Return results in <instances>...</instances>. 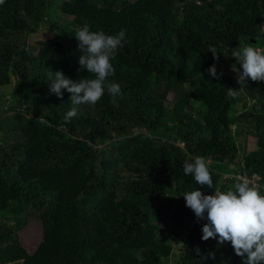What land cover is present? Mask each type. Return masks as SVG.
<instances>
[{
    "label": "trees",
    "instance_id": "obj_1",
    "mask_svg": "<svg viewBox=\"0 0 264 264\" xmlns=\"http://www.w3.org/2000/svg\"><path fill=\"white\" fill-rule=\"evenodd\" d=\"M46 24L51 36L29 45ZM85 24L125 30L109 78L123 96L115 106L105 91L66 124L70 93L49 94L48 70L91 78L78 70L75 34ZM244 45L264 49V0H5L0 86L12 76L16 84L0 94V218L15 224L0 222V264H243L230 242L201 240L205 220L182 194L227 191L236 172L255 175L264 195V82L248 78L241 89L232 69H242L227 58ZM196 156L206 158L213 189L184 175ZM27 212L41 226L32 252L17 233ZM182 224V233L170 229Z\"/></svg>",
    "mask_w": 264,
    "mask_h": 264
},
{
    "label": "clouds",
    "instance_id": "obj_2",
    "mask_svg": "<svg viewBox=\"0 0 264 264\" xmlns=\"http://www.w3.org/2000/svg\"><path fill=\"white\" fill-rule=\"evenodd\" d=\"M4 3L5 0H0V5ZM75 39L82 53L78 59V70H85L91 74V78L72 80L61 71L52 73L48 70L49 76L52 77L49 94L61 98L62 90L70 93L71 107L64 114L66 124L79 114V106H94L102 99L105 91L115 106H118L117 98L123 96L121 85L109 78L115 75L112 60L123 47L125 30L107 34L103 30L90 31L89 26L85 24L76 31ZM208 51L212 53L214 60H218V52L214 47L210 46ZM231 55L242 69H232L237 72V83L241 85V89L246 85L248 78L253 82H264V49L252 46L237 47L231 50ZM207 72L215 79L222 75L217 72L215 65H211ZM228 91L233 94L236 92L231 89ZM183 172L184 175L191 176L196 185L214 188L205 157L196 156L186 160ZM239 174L241 173L235 172L231 176L237 178ZM254 179L256 185L238 179L240 182L232 185L227 191L217 188L211 195H205L198 189L182 194L185 206L193 211L196 219L206 220L201 228V240L212 238L217 240L219 245L230 242L235 255L242 258L243 264H264V195L260 194L257 187L258 178L255 176ZM195 251L200 255L199 248ZM208 255L214 258V253ZM202 258L204 259L203 256Z\"/></svg>",
    "mask_w": 264,
    "mask_h": 264
},
{
    "label": "rangeland",
    "instance_id": "obj_3",
    "mask_svg": "<svg viewBox=\"0 0 264 264\" xmlns=\"http://www.w3.org/2000/svg\"><path fill=\"white\" fill-rule=\"evenodd\" d=\"M52 15L51 17H54L56 18V20L58 21H62L63 19L60 18V15L57 16V13L55 11V8L52 9ZM52 34V26H49L48 24L46 25H43L36 33H33L31 34L27 40H28V44L29 45H32L34 44V42H36L37 40H42V39H46L48 38L49 36H51ZM244 46H247V45H244ZM242 46V47H244ZM29 51H30V47H28ZM29 52H25L24 54H28ZM228 57H231V54H228L227 55V58ZM230 59H233L232 57ZM15 81H16V78L14 76H12L11 78V81L9 84L7 85H3V86H0V94H5V95H8L11 94V92L14 90L15 88ZM168 99L170 101H173L174 99V94L173 93H170L168 95ZM241 106L242 104L239 103L237 108L238 109H241ZM247 141L250 142L251 139L250 137L247 138ZM229 177V175H224V177ZM177 211H182L181 209H179V207L176 208ZM183 215H184V218L187 217L186 214H184V212L182 211ZM25 225L19 229L17 231V233L19 234V236L21 237V241L22 243L25 245L26 249L29 251V252H32L35 250V248L37 247L38 243L41 241V226H40V221H39V218L37 217L36 214L32 213V212H27L26 214V217H25ZM0 222H7L8 224H15V220H9V221H5L3 220L2 218H0ZM206 223V220L205 222H203L199 228L201 229L202 228V225ZM165 225H169V222H166ZM181 229H177L175 230L174 229V226L172 227V225H170V229L172 231H177L179 233H182L183 231H185V224H182V226H180ZM175 240L173 241V246H174V252L177 253L180 249V245L182 243V238L181 237H176L174 238ZM169 263H171L173 261V257H170L169 258ZM173 263V262H172ZM12 264H18L17 262L16 263H12Z\"/></svg>",
    "mask_w": 264,
    "mask_h": 264
},
{
    "label": "built area",
    "instance_id": "obj_4",
    "mask_svg": "<svg viewBox=\"0 0 264 264\" xmlns=\"http://www.w3.org/2000/svg\"><path fill=\"white\" fill-rule=\"evenodd\" d=\"M237 178L241 181V180H247L249 181L250 183H252L253 185H256V182H255V176L253 175L251 178H249V176H247L246 174H239L237 175Z\"/></svg>",
    "mask_w": 264,
    "mask_h": 264
}]
</instances>
